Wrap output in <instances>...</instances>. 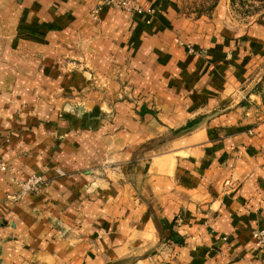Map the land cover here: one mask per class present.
<instances>
[{
	"label": "crops",
	"instance_id": "1",
	"mask_svg": "<svg viewBox=\"0 0 264 264\" xmlns=\"http://www.w3.org/2000/svg\"><path fill=\"white\" fill-rule=\"evenodd\" d=\"M137 1L160 7L151 24L111 6L95 19L93 0H0V155L10 166L0 170V221L8 223L0 224V234L13 229L32 245L26 254L45 264H72L71 256H61L77 252L84 258L73 264H108L156 240L158 253L137 264H264L253 237L264 229V82L258 84L264 15L246 33L225 37L214 29L219 18L191 22L178 15L176 0ZM227 1H218L219 13ZM114 26L134 46L133 65L142 70L132 77L147 96L116 103V116L91 130L59 113L69 103L95 109L100 94L78 95L84 92L81 75L55 65L73 42L97 34L103 39L94 41L91 55L106 61ZM180 39L207 54L189 52ZM251 74L255 81L246 84ZM241 89V103L229 104L233 95L228 106L210 112L218 102L211 95L221 100ZM167 130L179 133L172 152L149 165H129L139 144ZM104 157L125 164L106 171L111 180L97 195L100 182L90 187L87 171ZM56 167L72 175L57 177ZM32 173L51 179L47 195L9 199L18 189L15 178ZM122 192L123 203L114 204ZM147 192L158 199L159 223L142 196ZM56 218L67 222L66 237L52 227Z\"/></svg>",
	"mask_w": 264,
	"mask_h": 264
},
{
	"label": "rangeland",
	"instance_id": "2",
	"mask_svg": "<svg viewBox=\"0 0 264 264\" xmlns=\"http://www.w3.org/2000/svg\"><path fill=\"white\" fill-rule=\"evenodd\" d=\"M218 1L219 0H176V4L179 9L178 15L180 17H185L190 21L192 20L191 22L197 21L199 19H210L208 20V22L211 21L210 23H212L216 18L217 20L219 18L220 21L216 22V24L214 25V29L217 30V32L221 36L223 35L225 37H228V35H230L229 33L237 35L239 33H246L249 30L250 25L254 24L264 15V0H228L227 5H224L222 14L219 13V11L216 10L215 7V4H217ZM99 2L100 0H93V7H96ZM146 7L154 8L155 11L152 18H154V16L158 14L160 8L158 5H150ZM118 10L123 11V9ZM123 19L124 17L120 15L114 17L116 23L122 22ZM146 23L147 25L152 23V21L148 22L147 16ZM210 27L211 29H213L212 25H210ZM116 29L117 27L114 26L108 30L109 40L112 41L106 48V61L101 62L99 61V59H96L91 55L90 48L94 41H100L103 39V35L100 37L97 34L91 37L83 36V38H81L80 40L78 39L77 42H73V46L67 47V50L62 55V59L57 63V65H55L56 69H59L66 75L75 73L81 75V81L82 83H84L82 86L84 92L78 95L86 96V94H84L85 92H97L100 94V100L102 102V105L98 106L95 109H88L86 107V104L83 102L66 104L59 113L62 118H68L67 116L72 115L75 117V119L81 121L82 123L90 125L91 130H98L101 126L104 125V120L113 119L119 112L117 108H115L116 103L135 102L137 100L144 101V98L147 95L141 94L142 92H140L141 89L139 87L140 83H138L134 79V77H132V71H135L139 74L142 70L133 65V58L135 56V52L133 51L134 46H127L125 33L123 38L120 36V32L116 33ZM162 32L167 33V29H163ZM119 36L123 39L122 44H119L117 42ZM178 44L180 47H185V49L188 48V45L193 46L196 50L194 54H207V48L195 47L191 44V42H185L180 39ZM227 58L232 59L231 52L227 54ZM261 68L262 70L260 69V71L262 72V76L261 81L258 84L264 82V65ZM253 81H255V78H253L251 74L246 81V84ZM226 89H229V87H226L225 90ZM241 91L242 92H225L227 98H223L221 100L218 96L211 95V97L216 99V101L218 102H216L217 104H215L214 102L212 103V105L215 104V109L210 112L212 113L215 110H221L228 106L227 100H229L228 98L233 95V101L229 104L241 103V99L245 95V92L242 89ZM66 96L72 95L66 94ZM166 97L170 100V95H166ZM80 132V130H77V133ZM178 134L179 133L177 132L173 133L171 130H167L157 137L148 138L146 141L142 142L136 147L129 165L137 167L138 164L149 165L154 160L156 155H160L166 152H172L175 149V140L179 139L178 137H176V135ZM1 158L7 163L9 170V163L2 156ZM123 164L125 163L115 160L112 157H104L102 160H100V163L97 166L88 168L87 173L93 175V180H91V183H89L90 187L95 185L96 182H100V184H97L98 189L95 192L97 195L102 194V191L105 190V187L102 185L111 180L110 177L107 176L106 171H121L123 169ZM72 172V170L64 169L63 167H56L55 169V175L57 177H70L72 175ZM33 174H39L43 176L44 183L41 185V187L36 192L34 191L26 195H20L18 187L17 192L13 195H10L9 199L13 200L16 203H20L26 198L34 195H47L51 186V179L47 178L44 173H32V175ZM24 179L15 178V182L17 180L21 181ZM122 182L123 181H121V183ZM121 183H119V185L115 184V186L123 188ZM144 183L145 181L142 183V186H144ZM84 189L87 190V187H85ZM135 192L136 196H139L138 194L139 192L142 193V190L135 186ZM114 195H116V191L114 192ZM124 195L125 193L122 192L121 195L118 196V199L115 198L114 204L120 205L121 203H123L122 196ZM142 196L145 200V203L148 205V210L150 211L151 216L155 221L159 223L160 215L157 208L158 199L153 194H149L148 192L146 194H142ZM5 223L6 222L4 221H0V224L2 225ZM66 223L67 222H64L62 219L56 218L52 221L51 224L53 228H56L60 231V235L66 237L70 232ZM6 224L8 225V223ZM8 230V233L4 235L0 234V264H6L7 262L13 264V262L16 260L18 261V264H21V262H23L22 264H45V261H43V259L37 257H35L34 259L33 255H27V252H31L30 249H32V245L27 244V240L21 239L20 234L13 231V229ZM160 246L161 244L159 240H156L147 245H143L142 248L134 250L123 258L108 264H137V262L141 259H144L149 255L158 253ZM68 256H71L67 260H70L72 264L75 262V260L81 261V259L84 258V255L80 254L79 252L75 254L68 253L67 255L61 257L65 258ZM56 259L59 258L56 257ZM53 264L57 263L53 262Z\"/></svg>",
	"mask_w": 264,
	"mask_h": 264
},
{
	"label": "built area",
	"instance_id": "3",
	"mask_svg": "<svg viewBox=\"0 0 264 264\" xmlns=\"http://www.w3.org/2000/svg\"><path fill=\"white\" fill-rule=\"evenodd\" d=\"M105 6H111L114 8L123 9L133 14H140L147 16L148 22H151L152 16L154 15V11H155L154 8L152 7L149 8L144 7L137 0H100V2L96 5V7L92 11V15L95 19L99 18V14ZM188 50L191 53L196 52L195 48L191 45H188ZM0 170L3 172L8 170V165L1 158V156H0ZM16 183L19 187L20 195H26L34 191L36 192L44 183V178L42 175L33 174L24 180L21 181L17 180ZM178 220L181 221L182 217L179 216ZM253 237L255 239L257 247L261 251H264V229H255L253 231Z\"/></svg>",
	"mask_w": 264,
	"mask_h": 264
},
{
	"label": "trees",
	"instance_id": "4",
	"mask_svg": "<svg viewBox=\"0 0 264 264\" xmlns=\"http://www.w3.org/2000/svg\"><path fill=\"white\" fill-rule=\"evenodd\" d=\"M232 1H234V0H232ZM215 6H216V4H215Z\"/></svg>",
	"mask_w": 264,
	"mask_h": 264
}]
</instances>
